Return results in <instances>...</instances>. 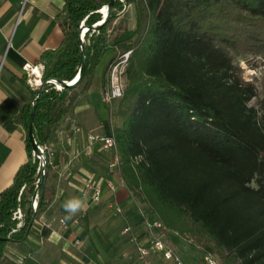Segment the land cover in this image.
Returning a JSON list of instances; mask_svg holds the SVG:
<instances>
[{
  "label": "trees",
  "instance_id": "obj_1",
  "mask_svg": "<svg viewBox=\"0 0 264 264\" xmlns=\"http://www.w3.org/2000/svg\"><path fill=\"white\" fill-rule=\"evenodd\" d=\"M108 3L65 0V34L57 48L41 54V80H73L81 47L85 68L71 88L44 84L32 121L37 145L49 142L87 93L102 56L113 51L102 72L104 87L109 66L131 51L127 84L105 125L115 136L124 186L146 205L148 220L204 246L220 264H264V74L259 98L237 61L250 53L264 60V0H114L105 22L87 29L81 43L80 25L101 21ZM130 4L134 29L110 39L109 23ZM37 94L31 92L14 118L26 133L27 161L0 192V264H18L5 255L6 246L23 243L47 206L45 175L31 208L41 161L27 130ZM253 98L258 108L249 104Z\"/></svg>",
  "mask_w": 264,
  "mask_h": 264
},
{
  "label": "crops",
  "instance_id": "obj_2",
  "mask_svg": "<svg viewBox=\"0 0 264 264\" xmlns=\"http://www.w3.org/2000/svg\"><path fill=\"white\" fill-rule=\"evenodd\" d=\"M64 4L65 0H0V192L27 161L26 133L14 118L20 104L41 83V54L57 48L64 37ZM97 69L87 93L78 97L72 113L59 121L45 145L49 161L44 181L46 210L34 219L23 243H8L5 248V255L18 264H145L135 243L122 230L130 225L142 236L146 205L119 184L117 174L108 168L110 156L99 144H94L91 152L85 149L87 132L106 133V116L110 114L101 106L105 105L101 100L102 75L96 80ZM75 127L80 132H75ZM107 181L117 185L114 191ZM85 182L99 186L100 202H93L89 191H84ZM85 195L84 210L68 218L64 202ZM116 206L121 213L116 212ZM165 237L187 264L183 254L194 247L174 232H166ZM148 260L149 264H170L160 253L151 254Z\"/></svg>",
  "mask_w": 264,
  "mask_h": 264
},
{
  "label": "built area",
  "instance_id": "obj_3",
  "mask_svg": "<svg viewBox=\"0 0 264 264\" xmlns=\"http://www.w3.org/2000/svg\"><path fill=\"white\" fill-rule=\"evenodd\" d=\"M130 53L131 51H126L118 55L108 68L106 83L101 91V100L106 104H112L114 100H118L123 95L124 84L122 81L125 75ZM38 68L39 70L43 71V65H39ZM35 69H37V67ZM75 132H80V128L75 127ZM86 138L85 149L87 152L92 151L94 144H99L100 149L103 152L108 153L110 156L108 168L117 174L119 177V184L124 185L123 180L120 177L121 157L117 149L112 127L110 126V133H98L96 130H90L87 132ZM42 147L44 150H46L45 146ZM70 163L71 162H69V164ZM106 183L108 188L112 191H114L117 187V185L112 181H107ZM85 190L89 191L88 194H90L93 202H100L101 189L98 185L85 182L84 191ZM36 206L37 202L35 201L32 205V209L36 210ZM115 208L117 213L122 212V209L119 206H116ZM15 216L17 218L21 217V212L19 209L15 212ZM42 225L47 227L46 223L44 222H42ZM143 226L144 230L142 236L138 233L136 228L130 225H126L123 228L122 234L125 235L128 240L135 243L138 256L142 261H144L145 264H149L148 258L154 253H160L163 260L169 262L170 264H185L175 248L171 246L166 239V233L158 219L150 221L146 218L143 222ZM203 260L206 264H219L217 257L209 252L204 254Z\"/></svg>",
  "mask_w": 264,
  "mask_h": 264
},
{
  "label": "rangeland",
  "instance_id": "obj_4",
  "mask_svg": "<svg viewBox=\"0 0 264 264\" xmlns=\"http://www.w3.org/2000/svg\"><path fill=\"white\" fill-rule=\"evenodd\" d=\"M102 11V9H101ZM136 19V12H135V7L133 4L127 5L125 6L123 12L119 15L118 18H116L114 21L110 22L108 25V34H109V38H113L117 33H121L123 30H132L135 27V20ZM118 54V53H117ZM112 53L110 51H107L101 58L96 72V80L99 76V78L102 75V71H103V67L105 66V64L109 61V59L111 58ZM237 61L239 62V66L241 69V75L243 77V79L245 81H250L253 82L254 85L256 86V90L258 92V97L262 98L263 94L261 91V86H260V82L262 79V76L264 74V60L261 56L256 55V54H245V55H241L238 57ZM99 70V71H98ZM42 81V80H41ZM123 84H124V89L125 86L127 84V80H126V75H124L123 77ZM95 87L96 89H98V84L96 82V86L93 85L92 89L95 92ZM97 91V90H96ZM117 103L118 100H114L113 104H106L102 106V109L105 107L106 110L108 109V111L113 113L117 107ZM249 104H254L257 108L260 106L259 103H257V101L253 98ZM109 115L107 114L106 116V121L108 120ZM112 117V122L115 121V118L113 116ZM102 162L103 161V157L100 159ZM38 171H39V167H38ZM47 175V173H46ZM180 238V237H179ZM182 240V239H181ZM193 250L190 252H187L185 254H183L184 258L187 260V264H200L199 260L201 258H203L204 254L207 252V249L204 246H193ZM218 262L220 264V259L219 257H217Z\"/></svg>",
  "mask_w": 264,
  "mask_h": 264
},
{
  "label": "water",
  "instance_id": "obj_5",
  "mask_svg": "<svg viewBox=\"0 0 264 264\" xmlns=\"http://www.w3.org/2000/svg\"><path fill=\"white\" fill-rule=\"evenodd\" d=\"M113 3H114V0H109L108 5L104 6L105 12L103 15V12L101 11V13H102V20L101 21H99L96 24L91 25V26H86L84 24L80 25L78 35H79V39H80L81 43H83L84 33L87 29L91 28L93 30H97L105 22V20L107 19L108 15H109V12L112 9ZM82 34H83V36H82ZM81 53H82V63H81L80 69H79V73L77 74V75H79V78L82 75V73L84 72V68H85V56H84V51H83L82 47H81ZM77 75L75 76V78L77 77ZM75 78L73 80H71L70 82L65 81V80H60V79H47L45 81H41V83L38 87V94L35 98V101L33 102L32 109H31V112L29 115V123H28V130H27V135H28V139H29V142L31 144V147H32V152L41 161L40 170H39L40 175H39V178L37 180L36 189L34 191V194L32 195V198H31V208H32V205L36 201V198H37V187L39 186V184H41V182L43 181V177L46 175L45 166L47 164V155H48L46 150H44V148L42 146L37 145V143L34 139V136H33L32 121H33V116H34V111H35L37 100L39 99V97L42 93V90H43L45 83H53L56 85L57 89L71 88L77 83V81H74ZM58 85L60 86V88L58 87ZM32 211L34 212L35 210L32 209Z\"/></svg>",
  "mask_w": 264,
  "mask_h": 264
},
{
  "label": "clouds",
  "instance_id": "obj_6",
  "mask_svg": "<svg viewBox=\"0 0 264 264\" xmlns=\"http://www.w3.org/2000/svg\"><path fill=\"white\" fill-rule=\"evenodd\" d=\"M86 204V195L85 197H74L69 200H66L63 204V208L66 213H68V218L74 216L75 214L84 210Z\"/></svg>",
  "mask_w": 264,
  "mask_h": 264
},
{
  "label": "bare ground",
  "instance_id": "obj_7",
  "mask_svg": "<svg viewBox=\"0 0 264 264\" xmlns=\"http://www.w3.org/2000/svg\"><path fill=\"white\" fill-rule=\"evenodd\" d=\"M82 36H83V34H82ZM34 72H36L38 75H39V72L38 71H34ZM78 79H79V75H77V77L75 78V80L74 81H78ZM58 87L60 88V86L58 85Z\"/></svg>",
  "mask_w": 264,
  "mask_h": 264
}]
</instances>
